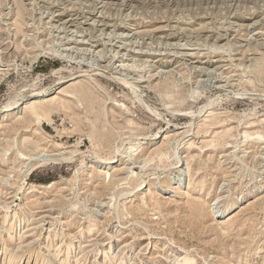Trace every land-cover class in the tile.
Listing matches in <instances>:
<instances>
[{
    "label": "rangeland",
    "instance_id": "obj_1",
    "mask_svg": "<svg viewBox=\"0 0 264 264\" xmlns=\"http://www.w3.org/2000/svg\"><path fill=\"white\" fill-rule=\"evenodd\" d=\"M0 114V264H264V0H0Z\"/></svg>",
    "mask_w": 264,
    "mask_h": 264
},
{
    "label": "bare ground",
    "instance_id": "obj_2",
    "mask_svg": "<svg viewBox=\"0 0 264 264\" xmlns=\"http://www.w3.org/2000/svg\"><path fill=\"white\" fill-rule=\"evenodd\" d=\"M238 95H239V94H238ZM19 104H20V103H19ZM23 104H24V103H23ZM27 104H28V103H27ZM13 105H14V104H13ZM16 105H17V104H16ZM16 105H14V107H15ZM8 106H10V105H8ZM17 106H18V105H17ZM25 106H26V105H25ZM25 106H24V107H25ZM18 107H19V106H18ZM8 108H9V107H8ZM2 109H3V107H2ZM5 109H6V108H5ZM9 109H10V108H9ZM9 109H8V110H4V111L2 112V114L11 111V109H10V110H9ZM1 111H2V110H1ZM1 117H2V116H1V114H0V119H1ZM2 118H3V117H2ZM180 264H181V263H180Z\"/></svg>",
    "mask_w": 264,
    "mask_h": 264
}]
</instances>
